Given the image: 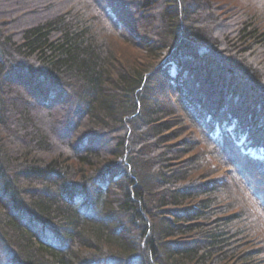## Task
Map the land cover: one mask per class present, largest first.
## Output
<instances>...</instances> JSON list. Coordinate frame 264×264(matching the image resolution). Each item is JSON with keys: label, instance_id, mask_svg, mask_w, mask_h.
Wrapping results in <instances>:
<instances>
[{"label": "trees", "instance_id": "obj_1", "mask_svg": "<svg viewBox=\"0 0 264 264\" xmlns=\"http://www.w3.org/2000/svg\"><path fill=\"white\" fill-rule=\"evenodd\" d=\"M96 1L0 0V264H264V0Z\"/></svg>", "mask_w": 264, "mask_h": 264}, {"label": "rangeland", "instance_id": "obj_2", "mask_svg": "<svg viewBox=\"0 0 264 264\" xmlns=\"http://www.w3.org/2000/svg\"><path fill=\"white\" fill-rule=\"evenodd\" d=\"M70 1L72 2V0H62V3L68 4V2L70 3ZM89 3H84V7H86L88 10H91L92 12H94L95 14H97V16H99L101 18V21L106 20V15L104 13V11H106V13H108V8L109 10H112V8H110V6H113L112 3H110V6L105 5V7H102L101 4H99L96 0H88ZM210 2H212L211 0H209ZM220 1L222 4H220V8H225V10H223L224 13H226L225 15L222 14L221 15V25H223L224 27H226V29H230L233 28L236 24V21L234 18L229 17V15L227 14V12L229 10L234 9V7L237 8H241L243 5H246L247 3H251L249 2V0H218ZM91 2V3H90ZM104 9V11H103ZM114 11V10H112ZM95 16V15H94ZM223 19V20H222ZM105 23H100L101 25V29L102 28H110L109 24L106 23V21H104ZM124 47V45H123ZM130 51V50H129ZM13 116V114H12ZM186 128V127H183ZM192 138H199V132L196 129H188L187 131H185V133L182 135L183 138L189 139V137ZM190 137V138H191ZM15 139H12V144L15 146L16 148H24L25 143H23V139H21V136H15ZM190 140V139H189ZM193 140V139H191ZM203 142V141H200ZM52 143H50V145H52ZM205 144V143H203ZM201 144V145H203ZM56 145H52V147H54ZM205 148V147H204ZM53 149V148H52ZM231 176V169L227 168V167H220V170L215 174V176ZM235 193H236V199L238 201V204H240L242 206V208L246 211H248L251 214V219L253 221V226L254 228L259 232V235H262L264 237V216L261 215L260 212H256L257 209H255V206H253L251 203H249L243 196L240 195V193L237 191V189H235ZM231 202V200H229V203Z\"/></svg>", "mask_w": 264, "mask_h": 264}]
</instances>
